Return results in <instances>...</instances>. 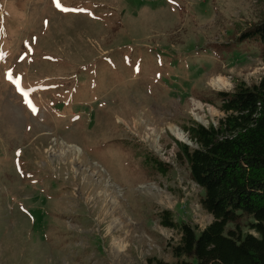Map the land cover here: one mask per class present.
<instances>
[{"label":"rangeland","instance_id":"obj_1","mask_svg":"<svg viewBox=\"0 0 264 264\" xmlns=\"http://www.w3.org/2000/svg\"><path fill=\"white\" fill-rule=\"evenodd\" d=\"M58 3L0 0V264L172 262L160 214L212 220L175 141L264 74V0Z\"/></svg>","mask_w":264,"mask_h":264},{"label":"trees","instance_id":"obj_2","mask_svg":"<svg viewBox=\"0 0 264 264\" xmlns=\"http://www.w3.org/2000/svg\"><path fill=\"white\" fill-rule=\"evenodd\" d=\"M249 36L264 41V20L242 34ZM218 93L223 116L217 124L184 125L194 147L175 141L177 157L184 158L190 178L204 191L199 203L212 220L198 230L173 221L164 210L161 224L180 236L171 249L175 260L156 264H264V74L256 84L240 82ZM147 161L161 173L168 169L156 157ZM242 214L253 217L249 232L238 224L226 230Z\"/></svg>","mask_w":264,"mask_h":264},{"label":"bare ground","instance_id":"obj_3","mask_svg":"<svg viewBox=\"0 0 264 264\" xmlns=\"http://www.w3.org/2000/svg\"><path fill=\"white\" fill-rule=\"evenodd\" d=\"M224 82H225V79L224 78H222V77H220V76H217V78L216 77H214L213 79H211V84L212 85H216V84H220V83H222V84H224ZM218 88V87H217ZM170 130L172 131V133L173 134H175L179 139H183V137H182V135H181V133H179L178 131H176V129L174 128V127H171L170 128ZM77 150V149H76ZM115 197V196H114ZM112 198V201H111V204H112V206H114V208L116 207V205H118V200H116L115 198ZM118 219H120L121 220V218L119 217ZM117 244V243H116ZM118 247H119V252H124V245H119L118 244Z\"/></svg>","mask_w":264,"mask_h":264},{"label":"snow or ice","instance_id":"obj_4","mask_svg":"<svg viewBox=\"0 0 264 264\" xmlns=\"http://www.w3.org/2000/svg\"><path fill=\"white\" fill-rule=\"evenodd\" d=\"M60 5H59V3H58V0H57V7H59Z\"/></svg>","mask_w":264,"mask_h":264}]
</instances>
